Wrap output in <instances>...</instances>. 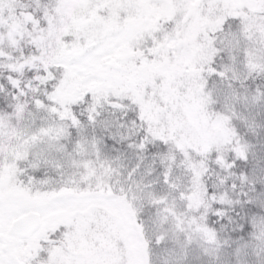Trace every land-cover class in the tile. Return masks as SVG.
Returning <instances> with one entry per match:
<instances>
[{"label": "snow or ice", "instance_id": "obj_1", "mask_svg": "<svg viewBox=\"0 0 264 264\" xmlns=\"http://www.w3.org/2000/svg\"><path fill=\"white\" fill-rule=\"evenodd\" d=\"M0 264H264V0H0Z\"/></svg>", "mask_w": 264, "mask_h": 264}]
</instances>
